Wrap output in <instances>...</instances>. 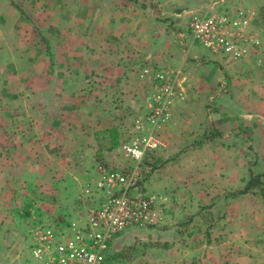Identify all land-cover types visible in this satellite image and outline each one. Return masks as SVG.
<instances>
[{"label":"rangeland","instance_id":"rangeland-1","mask_svg":"<svg viewBox=\"0 0 264 264\" xmlns=\"http://www.w3.org/2000/svg\"><path fill=\"white\" fill-rule=\"evenodd\" d=\"M182 2L0 0V264L119 196L101 169L155 201L111 264H264V194L230 196L264 174V0H226L247 21L237 56L194 42Z\"/></svg>","mask_w":264,"mask_h":264},{"label":"built area","instance_id":"built-area-1","mask_svg":"<svg viewBox=\"0 0 264 264\" xmlns=\"http://www.w3.org/2000/svg\"><path fill=\"white\" fill-rule=\"evenodd\" d=\"M196 1L193 7L176 14L187 16L192 40L212 53L239 55V41L247 24L241 11L227 10L226 0ZM122 148L135 158L143 153L134 143L123 144ZM101 171L106 181L103 186L119 185L122 193L119 196L110 195L89 207L84 215V227L76 229L71 223L62 238L57 239L58 236L51 230L36 231V244L30 249L31 264H111L108 258L111 240L131 226L153 222L154 197L128 194L137 181L131 170Z\"/></svg>","mask_w":264,"mask_h":264},{"label":"trees","instance_id":"trees-1","mask_svg":"<svg viewBox=\"0 0 264 264\" xmlns=\"http://www.w3.org/2000/svg\"><path fill=\"white\" fill-rule=\"evenodd\" d=\"M14 6L16 7V9L18 10V12L22 17L27 18L20 7H18L17 5ZM104 132H108L110 137V142L107 149H112L113 147L117 146V144L119 143V138L116 128L106 129L104 130ZM205 136L207 135H204L203 137ZM209 136L211 138L212 136H220V132L213 131L212 134H209ZM263 176H264L263 173H256V174L251 173L249 175V178L246 180L245 185L241 189L232 192L230 196L235 198L242 194L253 193V192H260L261 194H264V180H262ZM159 247L167 249L170 247V245L169 243L164 242L161 245H159ZM118 256L120 258H124V256L121 255V253H118Z\"/></svg>","mask_w":264,"mask_h":264},{"label":"crops","instance_id":"crops-1","mask_svg":"<svg viewBox=\"0 0 264 264\" xmlns=\"http://www.w3.org/2000/svg\"><path fill=\"white\" fill-rule=\"evenodd\" d=\"M153 1H154V0H153ZM181 1H183L182 3L184 4L186 0H181ZM189 1H190V0H189ZM230 1H231V0H229V3H230ZM167 3H168L167 1H166V2H163L164 5L167 4ZM182 3H181V4H182ZM186 4H187V3H186ZM132 24H133V23H132ZM130 26H131L130 29L133 28L132 25H130ZM178 42H181L179 36H178ZM184 44H185V43H184ZM184 46H185V45H184ZM191 49H192L193 51H197V50H199V49H197V48L194 47V46L191 47ZM199 51H200V50H199ZM201 52L204 53L203 51H201Z\"/></svg>","mask_w":264,"mask_h":264}]
</instances>
